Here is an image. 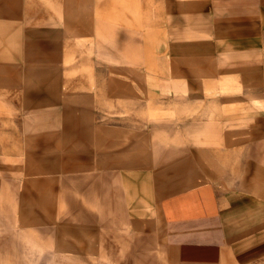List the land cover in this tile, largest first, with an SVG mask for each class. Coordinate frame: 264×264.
<instances>
[{
	"label": "crops",
	"instance_id": "obj_1",
	"mask_svg": "<svg viewBox=\"0 0 264 264\" xmlns=\"http://www.w3.org/2000/svg\"><path fill=\"white\" fill-rule=\"evenodd\" d=\"M172 63L264 116V0H0V264H264V126L121 121Z\"/></svg>",
	"mask_w": 264,
	"mask_h": 264
},
{
	"label": "rangeland",
	"instance_id": "obj_2",
	"mask_svg": "<svg viewBox=\"0 0 264 264\" xmlns=\"http://www.w3.org/2000/svg\"><path fill=\"white\" fill-rule=\"evenodd\" d=\"M125 6V7H124ZM124 8H129V5H124ZM172 66H176L173 67ZM61 68V67H59ZM204 68H199L200 75L195 73L194 68L187 67L185 69L182 66H177L174 63L164 67L165 78L170 80V83L164 87V93L162 94L161 88L159 89V97L153 101L152 104L141 105L138 110L137 116H122V122H126L128 119L136 118L138 124H149L154 125L157 128L159 125H169L170 135H173L175 139L177 138V132L173 131V127L180 124V131L185 130V138L189 141V144H194L193 134L195 131V123L199 120L204 119L207 115V119L213 118L210 110L214 108V111L218 118L225 117V109H229V157L233 155L231 151L241 152L247 150L246 147L241 146L248 140L256 139L258 135V128L262 130L264 126V116L258 115V102L252 100L251 96L254 91L249 94H242L246 90L242 91V82L239 80L237 83L226 82L218 84H211L208 82L211 79L209 76L203 75ZM208 70V69H207ZM202 71V72H201ZM233 70L229 71V76L233 75ZM237 75L241 76L243 69H238L236 71ZM264 73V69L258 71V69H253L248 75L257 76ZM168 74V75H167ZM225 75V74H221ZM251 76V77H252ZM250 77V78H251ZM186 81V82H184ZM245 86H250L253 84H244ZM226 91L229 92V99H226ZM252 91V90H250ZM216 93V96L213 95ZM215 99H208L213 98ZM250 96V97H249ZM35 101L30 100V104L33 105ZM261 122L258 124V119ZM250 126V127H249ZM252 131L250 132V129ZM252 141L245 144H251ZM237 143V147L233 148L232 144ZM248 147V146H247ZM176 150H174L175 152ZM239 154V153H238ZM30 245H27L29 247ZM34 260L26 259V264H34ZM52 264H66L65 259H59L57 262Z\"/></svg>",
	"mask_w": 264,
	"mask_h": 264
}]
</instances>
